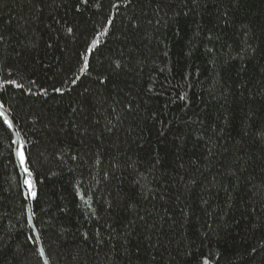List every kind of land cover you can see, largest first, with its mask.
Listing matches in <instances>:
<instances>
[{
	"label": "trees",
	"instance_id": "obj_1",
	"mask_svg": "<svg viewBox=\"0 0 264 264\" xmlns=\"http://www.w3.org/2000/svg\"><path fill=\"white\" fill-rule=\"evenodd\" d=\"M0 37L50 264H264V0H0ZM13 141L0 264H44Z\"/></svg>",
	"mask_w": 264,
	"mask_h": 264
},
{
	"label": "snow or ice",
	"instance_id": "obj_2",
	"mask_svg": "<svg viewBox=\"0 0 264 264\" xmlns=\"http://www.w3.org/2000/svg\"><path fill=\"white\" fill-rule=\"evenodd\" d=\"M86 2V0H85ZM116 5H114L115 7ZM112 23L111 19L108 20V24L110 25ZM69 32H71V29H68ZM108 29L105 27L104 31L100 34H98L91 43L85 48V51L81 54V60H82V67L80 69L81 73L85 72L89 68V57L93 50L98 46L100 43V35H105L107 33ZM2 39V37H0ZM117 66H119L117 64ZM76 80L74 79L72 83H75ZM5 85H13L17 88L23 87L21 84H19L16 80H5L3 83H0V90L4 89ZM55 91L59 92L60 89H55ZM0 122H2V125H6L7 129H12L14 127L13 121L9 118V115L7 114V111L4 108V104L0 102ZM13 143H18L17 141H13ZM16 155L20 160L21 167L23 171L26 173V178L24 179V184L29 187L30 194L32 197L36 196V192L34 190V184L31 179H29L32 176V172L30 171L27 163V156L25 151L23 150V146L17 148ZM31 239V238H30ZM40 256L44 255L43 249L39 250ZM203 264H209L208 259L205 257L203 259Z\"/></svg>",
	"mask_w": 264,
	"mask_h": 264
},
{
	"label": "water",
	"instance_id": "obj_3",
	"mask_svg": "<svg viewBox=\"0 0 264 264\" xmlns=\"http://www.w3.org/2000/svg\"><path fill=\"white\" fill-rule=\"evenodd\" d=\"M12 131H13V134H14L15 141L18 142V143H14V158H15L16 166H17V168L19 170V173H20L22 190H23V192L25 194V199H26V203H27L28 219H29V222H30V224H31V226H32V228H33V230L35 232V235L37 237V240H38V243H39V249L40 250L43 249V251H44V255L42 256L43 257V260H44V264H50L49 261H48V259H47V256H46V252H45V249H44V245H43L42 239H41L40 234H39V232L37 230V227H36V225L34 223L33 214H32V206H31L30 194H29L28 189L26 188V185L24 184V179L26 178V174L23 171V169L21 167V164H20V160H19V158L16 155V150H17L18 147H20V138H19V135H18V132L16 130L15 125L12 128Z\"/></svg>",
	"mask_w": 264,
	"mask_h": 264
}]
</instances>
